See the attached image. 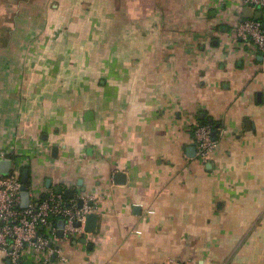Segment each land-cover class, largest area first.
Listing matches in <instances>:
<instances>
[{
  "label": "crops",
  "instance_id": "crops-1",
  "mask_svg": "<svg viewBox=\"0 0 264 264\" xmlns=\"http://www.w3.org/2000/svg\"><path fill=\"white\" fill-rule=\"evenodd\" d=\"M243 10L0 0V152L98 217L50 264H264V56L229 38ZM199 114L218 126L207 160Z\"/></svg>",
  "mask_w": 264,
  "mask_h": 264
},
{
  "label": "built area",
  "instance_id": "built-area-1",
  "mask_svg": "<svg viewBox=\"0 0 264 264\" xmlns=\"http://www.w3.org/2000/svg\"><path fill=\"white\" fill-rule=\"evenodd\" d=\"M243 8L259 11L264 17V0H240ZM233 41L243 40L252 46L255 53L264 56V28L254 19L241 20L229 31ZM209 125L196 123L193 128L195 157L207 160L218 145L212 138ZM11 162L10 176L0 175V255L10 264H50L52 257L62 263L68 261L61 246L63 240L76 238L83 233L86 216L93 213L90 205L93 198L84 197L65 200L62 195L35 182L29 183V205H21V171L26 162L14 157L11 152H0V162ZM72 183L58 186L70 188ZM82 207H78V201ZM63 221V237L57 235L56 222ZM80 223V226H77ZM160 264H193L168 260Z\"/></svg>",
  "mask_w": 264,
  "mask_h": 264
},
{
  "label": "water",
  "instance_id": "water-1",
  "mask_svg": "<svg viewBox=\"0 0 264 264\" xmlns=\"http://www.w3.org/2000/svg\"><path fill=\"white\" fill-rule=\"evenodd\" d=\"M243 13H244V19H254V20H258L261 18V13L259 11H253L251 8H243ZM264 28V26H263ZM198 120L202 121L203 120V115L199 114L198 116ZM218 127V126H217ZM217 136L216 131L212 132V138L215 139ZM191 152V156H195V147L193 146L190 149ZM10 168H11V162L9 160L6 161H2L0 162V175L2 176H10L11 172H10ZM119 177H123L122 175H119ZM29 170L27 168H24L21 171V205L20 207L22 209H26L29 205L30 202V197L27 191V186L29 184ZM45 187L47 189L51 188V181L47 180L45 183ZM52 190L58 194V195H62L63 198L65 200H71L73 198V191L70 189H64L62 186H55L52 187ZM93 208L94 205L91 203L90 204ZM78 207L81 208L82 207V201L79 200L78 201ZM97 223H98V217L95 213H91L89 215L86 216L85 219V225H84V231L88 234H92L96 231L97 228ZM63 225L64 222L61 220L58 222V232L57 235L58 237L61 239L63 237ZM77 226H80V223H77ZM55 257H52V261H54ZM7 264H10V262L8 261ZM19 264H21V262H19Z\"/></svg>",
  "mask_w": 264,
  "mask_h": 264
},
{
  "label": "trees",
  "instance_id": "trees-1",
  "mask_svg": "<svg viewBox=\"0 0 264 264\" xmlns=\"http://www.w3.org/2000/svg\"><path fill=\"white\" fill-rule=\"evenodd\" d=\"M257 21H259L263 26H264V19L263 18H260L258 19ZM209 125L211 127L212 130H215L217 127V123H215L214 121H208V120H204L202 122H200V125ZM56 224L58 225V221L56 222Z\"/></svg>",
  "mask_w": 264,
  "mask_h": 264
}]
</instances>
